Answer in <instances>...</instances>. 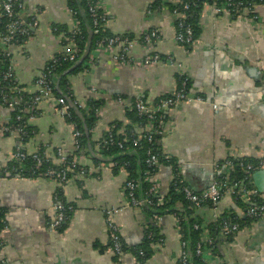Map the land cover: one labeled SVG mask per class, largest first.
Listing matches in <instances>:
<instances>
[{
	"label": "crops",
	"instance_id": "0c3cea01",
	"mask_svg": "<svg viewBox=\"0 0 264 264\" xmlns=\"http://www.w3.org/2000/svg\"><path fill=\"white\" fill-rule=\"evenodd\" d=\"M99 1L105 9L110 33L137 40L150 31L158 34L151 51L137 41L124 54L125 58L140 61L155 54L159 61L147 69L130 64L118 67L113 60L117 49L100 52L96 47L85 72L68 77L69 90L77 102H84L90 86L103 102L98 131L92 139L104 135L116 122L127 125L125 111L134 101L151 102L173 92L177 75H183L190 81L189 93L203 101L185 103L164 113L166 122L160 144L173 165L158 167L155 179L160 193L167 194L176 174L198 192L207 189L215 178L214 166L225 159L247 157L264 162L263 5L256 6L252 15L244 11L235 20L206 7L200 18L199 39L191 49H186L175 42L173 20L166 12L146 14L155 0ZM20 2L22 21L31 23L33 18L36 26L23 44L12 49L10 65L20 90L34 95L35 81L48 61L64 53L65 36L55 34L53 28L71 29L74 19L66 0ZM246 68L257 73L250 76ZM11 112L0 107V123H8ZM29 123L34 128L27 143H22L17 133L0 138V167L14 162L12 156L19 145L28 154L44 151L56 166L60 165L59 153L74 154L73 127L52 107L41 104ZM134 127L136 135L142 134L143 126ZM122 128L120 132L124 131ZM86 153L79 161L84 176L62 187L45 178L0 173V207L5 211L6 225L0 233L2 263L115 264L109 221L104 214L105 210L114 209L117 212L112 223L126 247H138L151 231L158 241L146 261L135 262L132 256H127L122 264H178L183 251L184 238L179 225L185 216L184 208L177 205L170 212L147 205L141 208L127 205L123 195L127 173L114 171L109 160L98 155L94 147H88ZM258 173H264V166L252 173L254 188L264 194V175L258 181L261 191L256 187ZM138 182L141 184V180ZM57 190L64 202L72 205L73 213L62 230L50 231L46 223L54 216L52 206ZM140 191L143 192L142 184ZM219 207L222 213L233 209L238 217L243 215L244 209L231 196L225 195ZM212 214L209 207L199 212L209 223ZM259 260L264 263L261 222L254 224L250 232H240L230 244L221 245L206 262L258 264Z\"/></svg>",
	"mask_w": 264,
	"mask_h": 264
},
{
	"label": "built area",
	"instance_id": "2783aa9c",
	"mask_svg": "<svg viewBox=\"0 0 264 264\" xmlns=\"http://www.w3.org/2000/svg\"><path fill=\"white\" fill-rule=\"evenodd\" d=\"M162 2L170 3L174 9L170 11L167 7H162L160 11L166 12L172 20H178V27L183 31L180 33H176L174 29V40L175 42L180 45H187L193 41V31L188 27L183 25V21L188 18L187 11L189 9L188 1L186 0H161ZM226 4L225 7L217 8L214 4L213 6H206L216 14H225L227 17L232 18L234 15H238L241 11L245 10V12L249 14H253L254 10H248V7L243 9V3L241 1L235 0H225ZM23 9L22 3L20 0H0V22L4 18L6 19L5 24V33H0V57L4 59H9L10 63L12 60V49L16 47L15 37H25L26 39L29 38L31 35V30L36 26L35 20L32 18L31 23H25L21 19V10ZM177 9L181 11H177ZM104 7L102 6L99 0H92L89 5V13L90 17L95 26H98L99 23L101 24V31L106 28L107 23V15L104 11ZM153 12L148 8L146 10V14L150 15ZM244 13V11H243ZM242 13V14H243ZM240 14V16L242 15ZM201 18V17H200ZM174 28V27H173ZM54 32V30H53ZM55 33V32H54ZM71 35L68 38H65L63 47L64 53L62 55L63 60L75 65L78 63L80 59V50L77 47L75 36L79 34V28L77 22L73 21V26L71 27ZM98 33V31H96ZM158 38V34L156 31H152L149 34H146L140 44H142L147 51H151V47L155 39ZM137 41L128 40L127 38H122L120 36H115L108 39L106 45L101 41L98 43L97 48L98 51L102 52L103 50H113L117 49L116 55L113 56L114 63L120 67L124 64H130L134 68H149L150 66L156 64L159 61L158 55H148L144 59L137 61V60H129L125 58V53L134 46ZM2 61L0 60V63ZM60 65L59 57H53L48 61L46 68L42 75L35 81V87L37 88L36 93L31 97V99L26 103V106L22 108L23 97L18 96L14 99L10 97L7 93L0 90V96L2 97V104L0 107H7L10 110H16L18 112L25 111L26 113H32L31 118H34L37 113L38 108L41 104L45 103L49 105V107L53 109V111L62 116L65 120L69 119L70 117V107L66 102V99L63 97H56L53 93L54 87V77L57 75L55 73L57 67ZM3 71V81L10 82L13 79V68L11 65L7 66L5 69L0 67ZM85 72V71H83ZM82 72V73H83ZM86 75V73H85ZM13 87V86H12ZM11 87V88H12ZM86 93V99L84 102H77L76 100L73 102V105L76 106L78 109H83L86 106V102L89 98L98 99V94L94 90L92 86L88 87ZM13 91L20 93L21 90L17 87L12 88ZM164 99L159 100L158 102L148 100H137L135 102V108L137 113L140 116H144L147 120L146 125L143 127L142 134L137 135L135 139H132V145L137 146L143 140L146 142H150L153 144H157L160 146V141H157L154 136L160 137L164 133L165 124L163 123L162 114L168 112L171 109H175L182 104L191 103V102H202L203 99L201 97H193L190 93L185 91V83H182V88L179 90H174ZM161 97V96H160ZM215 107V105H214ZM216 108V107H215ZM87 109V108H86ZM101 108L95 109L94 115L96 118L99 119L101 116ZM34 113V115H33ZM24 119L23 116H16L15 122L17 125H14L10 121L8 123H0V138L7 136L12 133H17L20 138L21 142L27 136V131L24 129L23 124L21 121ZM72 125V124H71ZM73 127V148L75 156L71 160V162H67V158L73 157L74 154L70 156H62V153H59L60 157V165L68 164L66 169H54L48 168L45 172L40 174L41 178L49 179L50 181L56 183L60 187L62 185H67L71 183L74 179L80 178L84 176V170L81 166H79L80 159H83L86 155V150L80 144V137L81 133L77 131L74 126ZM97 123L95 124L94 128L91 129L92 137L96 136L97 133ZM121 139L120 141H116L113 135V129H108L104 135L98 137L97 139H92L94 142V149L96 150L97 154L101 156V150L106 146L116 145L121 149L123 145L130 142V138L126 131L120 132ZM38 150L36 153L28 154L24 150V148L19 145L14 152L12 159L13 161H17L20 163H24L28 157H31L35 163V171L39 170L46 161H49V157L45 154L44 151H41L39 154ZM147 157L145 160V165L148 168L153 169V167H158V161L161 159L170 160L171 157L164 153L162 149H155V150H148L146 153ZM111 168L116 167L115 163H110ZM238 166L243 167L246 174H248L247 180H250L252 183V177H249V174H252L254 171L259 169L260 167L264 166V162H260L257 166L248 164L244 165L243 163H239ZM81 167V168H80ZM236 165L230 159H225L219 164L214 166L215 177L216 176H225L228 178L230 174L235 170ZM151 169H148L144 173L143 181L149 185V189L147 191V195H142V199L138 198V191L141 188V184L133 179H127L124 187H123V195L124 199L126 200L127 205L134 207V208H141L143 205H147L149 208H159L163 207L164 204L168 201L166 196L160 193L158 183L155 179V175L152 173ZM123 170V167H118V171ZM16 171L18 177H23L21 174L22 172L10 169L9 167L2 166L0 167L1 172H11ZM34 171V172H35ZM38 172V171H37ZM182 182L180 181V184ZM239 186V183L235 184H228V183H220L215 178L209 187L203 191H199L198 193H194L193 190L188 186H182L178 189V192L184 195V198L191 204L190 209H192L191 214L189 215V219L196 220L201 219L203 222V226L198 224L193 225V229L196 231H200L199 235V243L196 245L195 250L193 253H187V242L182 241V255L179 260L182 264H190L194 257H199L202 260L203 264H207L206 259L215 253L212 252V248L214 247L216 241H221V245H226L230 243H226L225 240L230 236L233 239H236V236L243 231L250 232L252 226L248 229L240 230L239 225L236 223H230L229 220L222 221V230L220 231L219 236H213L209 233L207 229V224L209 222L204 221L200 216L199 212L209 207L212 211V221L215 222L219 219L222 212L220 211L219 202L225 196L231 197H239L241 198L247 207L242 210L244 218H252L257 219L260 222H264V204L259 205L256 203L257 197H262L264 200V194L258 192L254 187L252 189L247 188L246 185ZM196 191V190H195ZM210 204L211 206L207 205ZM53 212L54 216L51 220L46 223V227L50 231H57L59 230L66 222L67 215L66 212L72 211L73 208L71 206L65 207L61 201L57 199L55 196L54 203H53ZM168 211V210H166ZM117 212V210H105L104 214H106V218H108V226H109V237L111 243V252L114 257H119V261L115 262V264H122V259L127 256H131L128 253L122 252V244L121 240L118 235V231L116 227L112 223V217ZM228 212V211H226ZM225 213V212H224ZM240 216V217H242ZM210 222V223H211ZM6 227V225H5ZM3 228V230L5 229ZM2 230V231H3ZM1 231V232H2ZM0 232V233H1ZM147 238H151V233H148ZM156 245V244H155ZM202 246H204L202 248ZM142 256V253H140ZM133 258V257H132ZM134 259V258H133ZM135 261V259H134ZM136 262V261H135Z\"/></svg>",
	"mask_w": 264,
	"mask_h": 264
},
{
	"label": "trees",
	"instance_id": "16d2710c",
	"mask_svg": "<svg viewBox=\"0 0 264 264\" xmlns=\"http://www.w3.org/2000/svg\"><path fill=\"white\" fill-rule=\"evenodd\" d=\"M67 1V8L70 11L72 18L77 22L78 28H79V34L75 36L76 44L78 49L80 50V59L78 62L85 56V54L88 52L87 57L83 60V62L79 65L75 64L72 65L66 61L63 60L62 56H59V61L60 65L57 67L55 73L57 74L53 79H54V87H53V93L56 97H63L66 99V102L68 103L70 107V117L69 119H66V122L72 124L74 128L79 131L82 135L80 137V144L84 148V150H87L88 147L92 148L94 147V143H92V133L91 129L94 128L95 124L98 122V118L95 117L94 111L95 109L101 108L103 105L102 100L100 99H94V98H89L88 101L86 102V106L83 109H78L76 106L73 105V102L75 101V98L71 94V91L69 90L68 87V77L72 75H77L82 73L86 68H88V58L90 57V54L95 52L96 47L98 43L103 41V43L106 45L108 39L115 37L116 35L110 33L108 29H104L101 31L100 23L98 26H95L89 13V5L92 0H66ZM96 1V0H94ZM188 1L189 4V9L187 11L188 18L183 21L184 26H188L192 31H193V41L187 45H183L184 48L186 49H191L194 45V43L199 39L200 36V17L203 12V10L206 8V6H213L214 4L216 5L217 8H222L225 7L226 1L225 0H186ZM235 1H241L243 3V9L249 8L248 10H254L256 6L258 5H263L264 6V0H235ZM167 7L170 11L174 9V7L167 2H162L161 0H155L149 5V9L152 12H160L162 7ZM247 10V9H245ZM245 10H240L241 12L238 15H234L232 17V20L237 19L240 14L243 13ZM177 11H181L177 9ZM250 15V14H249ZM252 15V14H251ZM107 21V20H106ZM178 20H173V27L175 29V32L180 33L183 30L178 27ZM5 24H6V19L4 18L0 22V33H5ZM107 28V27H106ZM55 34H60L63 33L65 38H68L71 35V29H67L66 27H55L53 28ZM98 31V33H96ZM151 32V31H150ZM149 34V33H146ZM144 34L143 36L140 37V39H134L132 36L129 37H122V38H127L128 40L133 41H138L140 42L142 38L146 35ZM26 41L25 37H20L16 36L15 37V43L18 45L23 44ZM0 60L2 61L0 63V67L6 68L9 66L10 60L9 59H4L0 57ZM77 65V66H76ZM71 69V71H69ZM69 71V72H68ZM59 80L58 86H56V81ZM185 83V91L190 92V81L183 75H177V82H176V90H179L182 88V83ZM13 86V87H12ZM17 87L20 89L16 82L15 79L13 78L10 82H5L3 81V71L0 69V90L3 92L7 93L10 95L12 99L22 96L23 97V102H22V108L23 106H26V103L31 99L33 96L32 94H27L23 93L22 91L20 93H17L13 91L12 88ZM167 95H163L161 97H157L155 99L156 102H158L161 99H164ZM168 97V96H167ZM146 100V99H144ZM2 104V97L0 96V105ZM87 108V109H86ZM32 113H26L24 110L23 111H16L13 110L10 115V122L13 123L15 120L16 116H23L24 119L21 121V124H23L24 129L27 131V136L22 140V143H27L29 138L32 137L33 135V128L31 124L29 123V120L31 118ZM37 113H35L36 115ZM34 115V113H33ZM164 117V114H162ZM163 119V123L166 122V120ZM125 119L127 120L128 124L126 125L125 122H116V124L113 126V135L114 139L116 141H120L121 139V134H120V129H124L126 133H128V136L130 138V142L126 143L123 145V148H119L116 143L113 145L106 146L103 148L100 152L101 157H103L106 160H109V163H115L117 166L114 167V171L118 170V167H123V170L127 173V178L128 179H133V180H141V184L143 187V192L138 191V198L142 199V195L144 197V194L147 195V191L149 189V185L143 181L144 179V173L146 170L151 169L148 168L145 165V160H146V153L148 150H155V149H162L161 144L160 146H157V144H153L150 142H146L143 140L139 145L133 146L132 145V139H135L137 137L136 132H135V127L134 125L137 126H145L147 123V120L144 116H140L135 108V101L128 107L125 111ZM14 125H17V123L14 121ZM120 130V131H119ZM154 138L157 141L161 140L160 137L154 136ZM90 141L92 143V146H90ZM90 144V145H89ZM42 150L39 151V154L41 153ZM76 153H74L73 157L67 158V162H71V160L74 158ZM88 153H86L87 155ZM231 160V159H230ZM234 165H236L235 170L230 174L228 178L225 176H216L215 179L219 181L220 183H228V184H235L239 183V186L246 185L247 188L252 189L253 183H251L250 180L246 181V178L248 177V174L245 173L244 168L238 166L239 163H243L244 165H254L257 166L258 164V159L254 158H237L236 160H232ZM11 164V165H10ZM9 164L10 169H15L20 172L23 175L24 178H41L40 174L45 172L48 168H54V169H66L68 164H62L59 166H56L55 164L51 163V159L49 158V161H46L42 165L39 170L35 171V163L32 160L31 157H28L27 160L24 163H20L17 161H14L13 163ZM167 164H172L173 165V160H165L161 159L158 161V167L161 165H167ZM158 167H153L151 169L152 173L155 175ZM81 168V167H80ZM35 171V172H34ZM38 171V172H37ZM139 172V173H138ZM10 175L12 176H17L18 174L16 171L11 172ZM2 176V175H1ZM7 177V176H6ZM249 177H252V174H249ZM138 178V179H137ZM180 181L182 182L180 184ZM182 186H188L190 187L194 193H198V191H195L185 180L181 175H175L173 182L169 186V190L167 192L166 199L168 201L164 204L163 207L159 208H153L154 210L156 209H161V210H170V212L175 211V206L180 205L184 208L185 210V216L182 220H180V234L183 236L184 241L187 242V253H193L195 250L196 245L199 243V235L201 233L200 231H196L193 229L194 224H198L200 226H203V222L201 219H196L192 220L189 219V215L192 212V209H190L191 204L184 198V195L180 192H178V189ZM57 199L62 202V204L65 207H69L72 205L67 204L64 202L63 197L60 193L59 190L56 192ZM234 201L236 205L240 208L245 209L247 205L244 203V201L239 198V197H234ZM256 203L259 205L264 204V200L262 197H257ZM211 206L210 204H207ZM73 208V207H72ZM73 213L72 211L66 212L67 215V220L65 224L60 228L61 230L67 225L69 222L71 215ZM152 213V212H151ZM4 215L5 211L0 207V232L3 230L5 227V220H4ZM223 220H229L230 223H236L239 225L240 230L248 229L254 224H260V221L257 219H252V218H244V217H238L235 213V210H230L229 212L222 213L219 217V219L215 222H211L207 224V229L209 233L213 236H219L220 231L222 230V221ZM151 238H145L144 241L142 242L141 245H138L136 248H129L124 245V243L121 241L122 244V252L130 254L136 262H144L146 261L152 254H153V247L155 244H157V238L156 235L154 236V231H151ZM234 239L233 237H229L225 240L226 243H231L233 242ZM221 246V241H216L214 247L212 248V252L216 253L219 250V247ZM111 247V243H110ZM204 246H202L203 248ZM205 248V247H204ZM0 250H1V242H0ZM140 253H142V256H140ZM119 257H114V261L117 262L119 261ZM0 264H3L2 261L0 260ZM178 264H182L181 262H178ZM190 264H203L202 260L199 257H194V259L191 261Z\"/></svg>",
	"mask_w": 264,
	"mask_h": 264
},
{
	"label": "water",
	"instance_id": "95a60500",
	"mask_svg": "<svg viewBox=\"0 0 264 264\" xmlns=\"http://www.w3.org/2000/svg\"><path fill=\"white\" fill-rule=\"evenodd\" d=\"M87 55H88V52L85 54V56L77 63V65H79V64H81L82 62H83V60L87 57ZM76 65V66H77ZM246 70H247V73L250 75V76H253V75H255L256 73H257V71L255 70V69H253V68H246ZM69 72V71H68ZM59 80L60 79H58L56 82H57V84H56V86H58V83H59ZM262 175H264V173L263 174H261V173H258L255 177H258V179H257V181H256V187L258 188V190L259 191H261V189H262V185H260L259 184V182L258 181H261L260 180V177L262 176ZM263 225H264V222H261ZM258 264H264V263H262L260 260L257 262Z\"/></svg>",
	"mask_w": 264,
	"mask_h": 264
}]
</instances>
